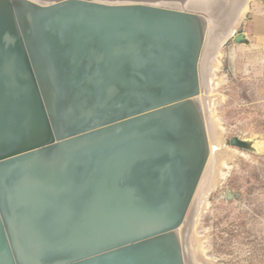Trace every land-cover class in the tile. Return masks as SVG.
Masks as SVG:
<instances>
[{
	"label": "water",
	"instance_id": "95a60500",
	"mask_svg": "<svg viewBox=\"0 0 264 264\" xmlns=\"http://www.w3.org/2000/svg\"><path fill=\"white\" fill-rule=\"evenodd\" d=\"M228 1L0 0V264H193Z\"/></svg>",
	"mask_w": 264,
	"mask_h": 264
},
{
	"label": "rangeland",
	"instance_id": "374dc122",
	"mask_svg": "<svg viewBox=\"0 0 264 264\" xmlns=\"http://www.w3.org/2000/svg\"><path fill=\"white\" fill-rule=\"evenodd\" d=\"M257 1H245L234 32L243 28ZM209 32L199 64L204 92L198 104L213 146L198 186L201 204L188 237L190 259L193 264H264L261 80L231 55L232 34L216 43ZM232 137L253 141L256 152L230 146ZM211 180L214 187L206 189ZM227 192L235 198L227 201Z\"/></svg>",
	"mask_w": 264,
	"mask_h": 264
},
{
	"label": "crops",
	"instance_id": "0c3cea01",
	"mask_svg": "<svg viewBox=\"0 0 264 264\" xmlns=\"http://www.w3.org/2000/svg\"><path fill=\"white\" fill-rule=\"evenodd\" d=\"M236 33H242L246 44L231 46V55L236 57L237 63L245 61L253 76L261 80V96L264 98V4L260 1L250 6V14L243 28Z\"/></svg>",
	"mask_w": 264,
	"mask_h": 264
},
{
	"label": "bare ground",
	"instance_id": "6f19581e",
	"mask_svg": "<svg viewBox=\"0 0 264 264\" xmlns=\"http://www.w3.org/2000/svg\"><path fill=\"white\" fill-rule=\"evenodd\" d=\"M245 1L248 2V0H233L231 3H229V6H230L229 12H228L226 20H225V22L223 24L222 29L220 31H217V30L213 29V31L211 33V35H212V37H214V41L216 43L224 40L226 37H229V35L234 32L235 25L236 26L238 25L237 23L241 19V17L243 16L244 11L246 12L245 9L247 7H244ZM200 23H201V26H202L203 34L205 35L206 32H208V30H207L208 29V24H207V27H205V23H206L205 19H200ZM198 100H199L198 97H196V98L193 99V102L195 103L196 107L198 108V110H199V112L201 114L200 107H199V104H198ZM201 116H202V114H201ZM202 121H203V125H204V128H205L206 136H207V139H208L209 154H210V148H212L213 143L209 139L208 130H207L206 126H205L203 117H202ZM202 181H204V180H202ZM214 184H215L214 181H212V180L209 181V183L206 186V189L213 188Z\"/></svg>",
	"mask_w": 264,
	"mask_h": 264
}]
</instances>
